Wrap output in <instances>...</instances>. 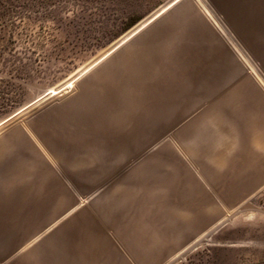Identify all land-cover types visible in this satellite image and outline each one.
<instances>
[{
  "label": "rangeland",
  "instance_id": "1",
  "mask_svg": "<svg viewBox=\"0 0 264 264\" xmlns=\"http://www.w3.org/2000/svg\"><path fill=\"white\" fill-rule=\"evenodd\" d=\"M213 9V0H0V264H60L34 254L48 241L65 249L64 264H264V180L246 183L250 161L264 164V54L213 22ZM212 31L229 55L206 49ZM211 58L218 85L197 110L110 161L95 150L99 169L75 164L104 132L73 124L71 109L106 76L132 65L136 84L125 81L124 93L143 97ZM215 105L223 110H207Z\"/></svg>",
  "mask_w": 264,
  "mask_h": 264
},
{
  "label": "bare ground",
  "instance_id": "2",
  "mask_svg": "<svg viewBox=\"0 0 264 264\" xmlns=\"http://www.w3.org/2000/svg\"><path fill=\"white\" fill-rule=\"evenodd\" d=\"M150 53H151V51H150ZM150 56H152V55H150ZM150 58L153 59L155 57L153 55V57H150ZM154 60H153V62H154ZM155 61H157V60H155ZM140 66H141V64H140ZM221 67L222 66L220 65V63L215 62L213 60V58H211L210 60H207L205 62L204 67L201 68L200 72L194 71L193 73L189 74V76H187V78L184 76L178 82L175 79L172 82V84H170L168 86V88L164 89V91H160V92L156 91L159 94H157V93L153 94L151 92L152 91L151 90L152 88H151L150 89L151 91L147 89L150 94H147L145 96L143 95V97H142L140 94H143V93L139 94L137 89H136L137 93L141 97L138 96V97H136L137 99L134 98V100L130 97H129L130 100H126V98H128V97L124 98V96H131L132 94L129 95L126 93L127 94L126 95L124 93L125 88H123L126 85L130 88L131 87L134 88V86H132V85L129 86V82L133 83L132 80L129 79V78H132L130 76V75H132V73H131L132 65L129 67H126L124 72L122 73V74H127V77H121L122 74H120V72L112 73L115 75L114 77L106 76L108 81L103 82L104 85H101L99 92L97 90L91 89V92L87 93L84 97L79 99L76 107L71 109L72 111H74L73 115H75V117L72 118V120H71V122L73 124H76V126H84L86 128H89V129L95 128L99 131L103 129L100 132V134L104 132L99 143L94 145L92 148L86 150L84 152V155L80 154L77 156L76 161H74L75 164H77V165L90 164L91 166L95 165V167H93L91 170L99 169V168H97V166L101 162H99V161L96 162L94 160L93 161L91 160L92 155H90V154H92L95 150H99L98 152L100 153V157H102L103 158L102 160H104V162H105V161H110V159L114 158L118 153L125 154L124 153L125 151L131 152L132 150L135 149V147L150 145L153 142V139H154V136L156 134L157 129H158V131L163 132L165 129H167V127L170 125V123L177 121L178 118L181 116V114L182 115L184 114L182 112L185 111L186 109L190 110V112L193 111L194 109L197 110L201 104V97L202 96L214 93L216 91V87L218 85L219 73L221 72V69H220ZM142 72L143 71H140V73H142ZM224 74H226V73H224ZM223 76H225V75H223ZM128 79L130 81H128L127 84H125L123 86L124 82L127 81ZM139 82H140V80L138 81V83ZM72 83H69V86L67 87V89L72 87V85H73ZM133 84H136L135 81ZM127 86H126V89H127ZM137 88H141V87L139 86ZM254 88H256V87H254ZM153 91H155V90H153ZM133 92H135V91H133ZM145 92H147V91H145ZM128 93H129V91H128ZM137 93H134L135 95H132V96H134V97L137 96L138 95ZM237 96H238V94L233 95V97L231 95V99H233ZM116 99H118V102H119L118 103V105H119L118 110H116L118 107L115 108ZM219 108L223 110V107L221 108L220 105H219V107H218V105H215V106H213L207 110L214 113L215 111H218ZM222 113H223V111H222ZM223 115H225V114H223ZM181 119H182V117H181ZM117 121L120 122V124L118 123L117 126H109V125L114 124V122H117ZM191 123L193 124V120H192V122H190V124ZM170 126H172V125H170ZM189 126H192V125H189ZM220 126L222 127V125H220ZM105 127H107V128L104 129ZM194 127H195V123H194ZM197 132L199 133V130ZM198 133H196V135L199 136ZM196 140H198V139H196ZM192 147H190V148H192ZM216 150H218V149H216ZM196 154H194V155H196ZM259 157H254L253 158L254 160L250 161L252 166H251V164L248 166V167H251L252 170L255 169L254 174L252 175V179H250V182H246L247 185L251 186V187L255 186L257 184H260L264 180V167H263L264 164H262V162H260L261 159L259 160ZM263 162H264V160H263ZM15 214H17V213H15ZM33 218H35V217H32L30 219H33ZM37 220H38V218H37ZM93 236H94V234H92L91 238H93ZM82 253H83V251H82ZM65 254H66L65 249L61 250L60 255L63 257ZM82 256L84 257V255H82ZM65 257L67 258V256H65ZM69 257H71V256H69ZM78 260H79V258H78ZM81 261H82V259H81ZM64 263H65V261L63 262V264Z\"/></svg>",
  "mask_w": 264,
  "mask_h": 264
},
{
  "label": "crops",
  "instance_id": "3",
  "mask_svg": "<svg viewBox=\"0 0 264 264\" xmlns=\"http://www.w3.org/2000/svg\"><path fill=\"white\" fill-rule=\"evenodd\" d=\"M213 3L214 9L211 13L213 22H216L217 20L220 22L223 20L228 24L229 28L235 31L236 35L246 38L245 41L254 53L264 54V0H213ZM217 14L219 15V19H217ZM219 25L225 32L223 25H221V23H219ZM210 37L212 44L207 46L208 48L206 49L218 47L220 50H224L226 54L229 55L214 31L211 32ZM256 46L260 47L256 48ZM260 58H262V56ZM247 81L249 80L247 79ZM261 93L264 98V93L262 91ZM33 203H37V201L33 200ZM47 203L48 202L44 201V203H39L40 205H38V203L35 205H37L36 208H41ZM34 254L37 257H40L42 262L45 261L46 254L51 255L52 261H54L57 256L60 264H63L64 262V258L60 255L61 248L58 249L57 247V249H55L52 247L51 241H48L47 244L43 243L38 246ZM47 261H49V259H47Z\"/></svg>",
  "mask_w": 264,
  "mask_h": 264
}]
</instances>
